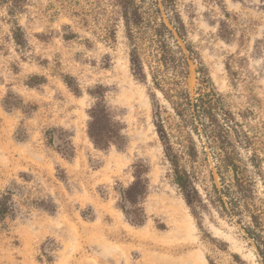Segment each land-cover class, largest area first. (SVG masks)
I'll use <instances>...</instances> for the list:
<instances>
[{
	"label": "rangeland",
	"instance_id": "rangeland-1",
	"mask_svg": "<svg viewBox=\"0 0 264 264\" xmlns=\"http://www.w3.org/2000/svg\"><path fill=\"white\" fill-rule=\"evenodd\" d=\"M175 3L196 53L184 88L195 97L205 74L220 95L229 152L251 193L242 222L251 210L264 225V0ZM146 73L141 80L131 71L117 0H0V197L13 206L0 220V264H259L243 223L213 201L218 151L181 126ZM35 76L45 82L31 87ZM98 98L123 137L118 148L99 149L89 137ZM154 103L205 207H190L174 181ZM184 136L191 143L180 144ZM60 137L71 142L69 156ZM137 165L148 184L140 226L127 219L121 195ZM222 174L232 188V174Z\"/></svg>",
	"mask_w": 264,
	"mask_h": 264
},
{
	"label": "trees",
	"instance_id": "trees-1",
	"mask_svg": "<svg viewBox=\"0 0 264 264\" xmlns=\"http://www.w3.org/2000/svg\"><path fill=\"white\" fill-rule=\"evenodd\" d=\"M9 4L10 0H1ZM125 34L130 48L131 71L136 78H147L146 69L152 79L154 89L164 94L169 101L176 116L181 120L183 128L191 127L201 139L205 138L208 147L218 151L220 162L215 166L221 182V187L213 184L214 203L218 204L228 217H237L240 223L244 215L242 202L251 198V193L240 178V168L235 163L232 153L229 152L230 115L224 109L220 95L212 88L209 78L203 74L201 87L193 97L189 90L184 88L190 75V62L196 53L187 41V30L177 10L175 0H117ZM14 6L10 13H14ZM17 45L25 44V36L20 27L13 32ZM45 82L44 78L35 76L31 78V87ZM70 85V82H68ZM97 104L90 112L88 134L94 145L105 149L112 145L117 148L118 141L122 140L118 134L116 123L113 122L112 113L106 106L103 98H98ZM155 125L162 142L164 153L169 161L174 181L181 190L185 202L190 207H205V204L194 184V175L180 165L181 156L174 148L171 135L166 129V123L161 116V108L154 103ZM227 121V122H226ZM180 129L179 131H181ZM67 156L72 153V145L68 138L57 139ZM56 139L53 138V142ZM189 143L188 136L180 142ZM191 143V142H190ZM207 155V152H204ZM187 155L195 162L198 152L194 145L187 146ZM232 174V188L225 184L222 172ZM146 168L135 166V182L127 189L121 191L122 210L127 219L134 225H142L145 214L142 203L147 196L148 184L144 178ZM214 172H210L212 181H215ZM234 188V190H232ZM232 191L235 193L234 197ZM224 198H227V203ZM11 196L0 197V220L8 216L13 210ZM249 209V208H246ZM250 223L244 224L246 238L256 249L259 264H264V225L261 217L249 212Z\"/></svg>",
	"mask_w": 264,
	"mask_h": 264
}]
</instances>
